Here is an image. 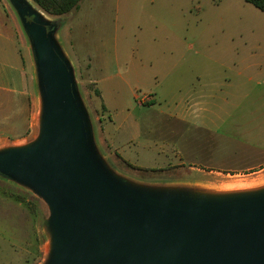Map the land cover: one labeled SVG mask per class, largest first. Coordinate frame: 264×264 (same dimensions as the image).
Wrapping results in <instances>:
<instances>
[{
  "label": "rangeland",
  "instance_id": "rangeland-1",
  "mask_svg": "<svg viewBox=\"0 0 264 264\" xmlns=\"http://www.w3.org/2000/svg\"><path fill=\"white\" fill-rule=\"evenodd\" d=\"M116 1L82 0L77 9L60 17L45 13L30 1L48 20L60 21L59 43L72 58L95 141L102 136L98 118L105 110L103 104L114 114L115 124L103 122L115 158L106 160L112 171L143 186L198 187L212 193L264 187V169L243 171L264 166V137L257 130L264 119V76L253 75L252 82L248 79L252 74L249 69L254 73L264 70V14L243 0H155V12L138 8H148L149 0H133L131 10H124L127 0H118V11ZM2 3L6 13L13 15L8 0ZM235 54L236 60H231ZM130 63L136 68L144 63L139 68L142 84L139 76L126 72ZM232 63H239L236 66L243 69V76L226 73L232 79L230 88L219 91L196 84L195 77L200 74L203 84L210 79L219 82L224 66L233 68ZM153 72L157 79L147 81L145 75ZM95 90H100L101 98ZM202 94L214 96L210 113H202L212 133L159 115L158 111L168 112L173 107L169 109L163 100L169 103ZM224 97L228 103L223 105L218 98ZM148 98L156 100L145 101L143 106ZM38 109L34 84L32 132L24 140L0 141V145L31 140L37 132ZM128 110L134 117L122 124ZM143 117L149 119L148 124L136 130L133 120ZM179 129L176 140L182 141L183 134L192 146V153L181 158L171 146L176 137L171 132ZM110 138L114 144L109 143ZM152 144L156 147L151 148ZM99 150L104 156L106 151ZM210 170L233 171L208 173ZM252 179L257 181L252 186L230 187ZM47 215L46 206L33 193L0 177V264L44 263Z\"/></svg>",
  "mask_w": 264,
  "mask_h": 264
},
{
  "label": "water",
  "instance_id": "water-1",
  "mask_svg": "<svg viewBox=\"0 0 264 264\" xmlns=\"http://www.w3.org/2000/svg\"><path fill=\"white\" fill-rule=\"evenodd\" d=\"M30 1L8 3L32 55L37 132L0 147V177L46 206L43 264H264V187L143 186L112 171L57 38L61 25Z\"/></svg>",
  "mask_w": 264,
  "mask_h": 264
},
{
  "label": "crops",
  "instance_id": "crops-1",
  "mask_svg": "<svg viewBox=\"0 0 264 264\" xmlns=\"http://www.w3.org/2000/svg\"><path fill=\"white\" fill-rule=\"evenodd\" d=\"M128 4L125 5L124 10H131V3L133 0H127ZM150 6L147 8L145 6H138L140 11L150 10V12L156 11L155 4L153 5L155 0H149ZM119 1H116L115 10L118 11ZM11 8V6H9ZM78 8V7H77ZM76 8V9H77ZM12 9V8H11ZM13 11V9H12ZM23 33L21 25L18 21L16 14L13 11V15H9L4 10V5L2 0H0V141H21L24 140L31 132L33 126V119H34V66L32 55L30 51L29 44L27 39ZM57 38L60 40V30L57 34ZM67 56L70 58L66 48L64 50ZM235 57L231 60H236L237 54L234 55ZM224 58H228V55H225ZM75 60V59H74ZM239 63H232L233 68L226 67V71L224 76L216 82L215 79H210L208 83L203 84L201 81V74L195 77V82L199 87L205 86H212L218 88L219 91L224 90L225 87L230 88L233 84H231L232 79L227 77L226 73L233 72V76L235 77H242L243 69L236 66ZM258 65V64H257ZM91 67V66H90ZM144 67V63H141L140 69ZM139 68H136L134 64L130 63L127 64L126 72L128 74H135L139 76L138 83L142 84L144 77L139 73ZM257 68V67H255ZM254 69V68H253ZM251 70L252 74L248 75L250 82H252L253 75H261L264 76V70H258L257 73H254ZM153 76V78H152ZM252 76V77H251ZM145 79L147 81H151V79L156 80L155 72L151 74L145 75ZM202 79L203 76H202ZM221 81V83H220ZM93 82L97 85V82L93 80ZM201 85V86H200ZM209 86V87H210ZM117 90L118 88H113ZM100 92V90H98ZM224 92V91H223ZM102 97V93L100 92V98ZM156 98V97H155ZM153 98L151 103H154L155 99ZM214 98L213 95L202 94L200 96L194 97V95H189L184 99H179L177 101H172L166 103L163 98L165 104L168 105L170 109L168 112L163 110L158 111L160 116H165L170 118L171 120L191 126L194 130H198L205 133H212L213 130L204 124V116L202 113H210L209 106H211L210 99ZM219 103L226 104L228 103V99L225 97L222 99L218 98ZM39 102V101H38ZM149 102V103H150ZM147 104V103H146ZM161 103H159L160 105ZM104 105V104H103ZM144 106L145 104L142 103ZM139 106V105H138ZM105 110L103 111V115L98 118V122L101 127V135L97 138L96 143L98 147L102 150H105L104 157L106 160L115 159L111 150L110 146L107 141L106 134L103 128V122L108 120L110 123H114V114L110 113L111 110L108 106L104 105ZM149 110H154V107H149ZM122 119V124L129 122L131 117H134L130 111ZM216 119H219V116H214ZM136 121V122H135ZM133 120L132 126L134 128L139 127V125H147L149 119L147 118H139V121ZM182 129V128H180ZM179 130H175L171 132V136H176L172 139L173 142L171 143L172 148L181 156L183 155H190L192 153V146L188 142L187 137L181 134L180 138L182 141L176 140L179 136L178 134L181 132ZM257 130L259 131V136L264 137V119H261L258 122ZM137 132V131H136ZM138 134V133H137ZM186 140V141H183ZM190 140V139H189ZM116 141V139H115ZM138 143L141 141L137 140ZM110 144H114V139H109ZM128 143H132V140L128 141ZM17 145V144H8L7 142L0 145V147L5 145ZM163 144V143H161ZM104 146V147H103ZM163 146V145H162ZM151 148L156 147V145H151ZM148 147V148H150ZM104 148V149H103ZM163 148V147H162ZM160 149V147H159ZM204 149V147H203ZM158 151V149H157ZM203 152V150H201ZM125 163V162H124ZM126 165H129L125 163ZM264 166H252L248 167L243 171H256L262 170ZM220 171H233V170H219L213 171L210 170L208 173L212 172H220Z\"/></svg>",
  "mask_w": 264,
  "mask_h": 264
},
{
  "label": "trees",
  "instance_id": "trees-1",
  "mask_svg": "<svg viewBox=\"0 0 264 264\" xmlns=\"http://www.w3.org/2000/svg\"><path fill=\"white\" fill-rule=\"evenodd\" d=\"M31 1L41 10H43L45 13L52 16L60 17L70 13L73 9H76L78 7V4L82 0H31ZM243 1L247 4H250L258 11L264 14V0H243ZM57 24L59 25L60 21H57ZM94 93L97 97H100V92L98 90H95ZM102 108L105 109L104 105Z\"/></svg>",
  "mask_w": 264,
  "mask_h": 264
},
{
  "label": "bare ground",
  "instance_id": "bare-ground-1",
  "mask_svg": "<svg viewBox=\"0 0 264 264\" xmlns=\"http://www.w3.org/2000/svg\"><path fill=\"white\" fill-rule=\"evenodd\" d=\"M253 180V179H252ZM255 183H257L256 179L253 180V181H246V182H239L238 183H234L232 184L230 187L231 188H243V187H247V186H252L254 185ZM228 187V186H227ZM248 190V189H247ZM251 190V189H250ZM239 191V190H238ZM231 192V191H230ZM233 192V191H232ZM224 193V192H223Z\"/></svg>",
  "mask_w": 264,
  "mask_h": 264
},
{
  "label": "built area",
  "instance_id": "built-area-1",
  "mask_svg": "<svg viewBox=\"0 0 264 264\" xmlns=\"http://www.w3.org/2000/svg\"><path fill=\"white\" fill-rule=\"evenodd\" d=\"M150 100H151V99H150V98H148V99L144 100L142 103H144L145 101L149 102Z\"/></svg>",
  "mask_w": 264,
  "mask_h": 264
}]
</instances>
